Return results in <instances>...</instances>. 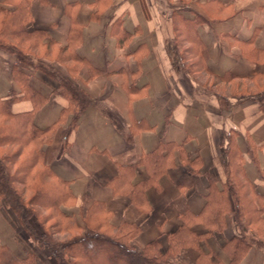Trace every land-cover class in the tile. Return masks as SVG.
Here are the masks:
<instances>
[{
    "label": "crops",
    "instance_id": "crops-1",
    "mask_svg": "<svg viewBox=\"0 0 264 264\" xmlns=\"http://www.w3.org/2000/svg\"><path fill=\"white\" fill-rule=\"evenodd\" d=\"M29 11L25 29L44 33L39 52L28 55L49 71L21 66L0 48V98L18 97L10 111H31L38 128L57 121L42 161L72 194L60 210L83 225L97 202L112 225L136 227L137 248L157 240L165 252L171 237L183 241L168 264H228L223 244L240 228L232 202L220 220L201 218L210 214L208 176L222 188L231 139L244 188L264 204V90L229 95L198 82L174 44V24L204 21L193 28L199 42L191 49L204 51L207 74L252 77L264 71V0H30ZM60 79L89 99L74 124ZM155 160L165 169L151 180L145 162ZM0 243L21 258L30 250L33 264H56L1 201ZM237 264H264V249L250 245Z\"/></svg>",
    "mask_w": 264,
    "mask_h": 264
},
{
    "label": "trees",
    "instance_id": "trees-1",
    "mask_svg": "<svg viewBox=\"0 0 264 264\" xmlns=\"http://www.w3.org/2000/svg\"><path fill=\"white\" fill-rule=\"evenodd\" d=\"M6 2L12 3V6L0 4V48L16 54L21 66L33 64L49 71L41 64H36L28 55L31 52L30 46L37 44L44 33L25 29V23L30 19V0ZM203 22L196 15L192 20L178 19L174 25V44H180L183 39L191 44H198L199 40L193 28ZM203 52L196 56L204 57ZM192 54L195 55L193 51ZM184 67L190 71L186 62ZM202 68L205 71L207 69L204 63ZM233 77L245 78L225 73L214 78L227 81ZM255 78L264 79V71L256 73L250 79ZM58 92L67 98V109H72L71 124H74L89 99L82 90L63 79H60ZM16 98L18 97L0 98V149L3 150V154H0V201L13 211L28 237L36 245L48 248L56 264H168L169 259L184 244L183 241L173 240L171 237L165 252L160 251L157 240L137 248L131 244L137 232L136 227L127 222L112 225L108 212L97 202L87 209V214L83 217V227L75 222L72 215L60 210V204L69 201L72 194L67 184L57 178L42 161V145L52 139L57 121L44 128L36 127L32 122L31 111H10V103ZM225 149L226 180L222 188L218 189L214 180L208 176V192L203 211L209 209L210 214L201 217L204 214L202 211L196 216H210L203 219L206 222L210 219L220 220L219 217L232 202L231 213L240 226V231L238 235L224 242L223 249L228 255V264H237L250 245L255 244L264 249V217H261L264 204L260 193L249 187L244 188L245 179L240 168L239 152L233 140L229 139ZM145 163L148 167V178L151 180H155L165 169L160 160H155L152 164L147 161ZM10 165L16 168L14 174ZM14 182H19L22 191L14 186ZM226 190L230 192L229 196ZM26 193H29L28 196H24ZM39 209L47 210L48 213L42 215ZM51 217L56 218L50 225L54 226V233H69L71 236L64 239L53 236L52 230L45 224V220ZM32 218L37 221L39 232L32 226ZM246 226L254 229L257 234L255 238L245 233ZM34 258L30 250H26V256L21 258L0 243V264H33Z\"/></svg>",
    "mask_w": 264,
    "mask_h": 264
},
{
    "label": "rangeland",
    "instance_id": "rangeland-1",
    "mask_svg": "<svg viewBox=\"0 0 264 264\" xmlns=\"http://www.w3.org/2000/svg\"><path fill=\"white\" fill-rule=\"evenodd\" d=\"M171 1L189 2L190 0H171ZM179 38H180V36H179ZM179 46H180L181 52L183 53L184 60L186 61V63L189 66L191 74L197 79L198 82H200L206 86H209L210 88L217 90L221 93H225V94H229V95L251 94V93L258 92V91L264 89V79H260V78L250 79L251 77H247V78H235V77H233L227 81H223V80H218V79L210 76L202 68V64H201L199 58L192 54V49H191L192 45L190 42H187L186 40L183 39L180 41ZM30 50L34 53L39 52V49H37V47L32 46V45L30 46ZM173 56H175V53ZM12 148H14V146ZM8 150H10V149H8ZM0 154H3L2 149H0ZM10 170L14 174L16 171V168L13 165H10ZM14 186L19 191L22 188V186L19 184V182H14ZM247 193L249 196L253 197L249 191H247ZM28 194L29 193H26V195H24V194L23 195L28 196ZM255 199L257 200V198H255ZM257 202H259V201L257 200ZM39 210H40L42 215H46L48 213L47 210H44V209H39ZM83 217H82V222H83ZM32 219L35 220L34 218H32ZM55 219L56 218L51 217V218H47L45 220V224H46L47 228H49V230H52L51 232H53V236L57 235V237H59L60 239L70 237L71 234H69V233L68 234L54 233V226H50V225H51V223L54 222ZM81 226L83 227V225H81ZM239 228H240V226H239ZM248 228H250V227H247V226L245 227V233H247L248 235L253 236L255 238L257 236V234L254 231V229L251 228L252 230L248 231ZM81 232H83V231H80V233ZM74 234L75 233H72V235H74Z\"/></svg>",
    "mask_w": 264,
    "mask_h": 264
}]
</instances>
